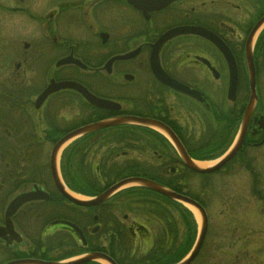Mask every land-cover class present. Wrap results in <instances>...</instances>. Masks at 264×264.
Instances as JSON below:
<instances>
[{
  "label": "flooded vegetation",
  "instance_id": "obj_1",
  "mask_svg": "<svg viewBox=\"0 0 264 264\" xmlns=\"http://www.w3.org/2000/svg\"><path fill=\"white\" fill-rule=\"evenodd\" d=\"M32 4L46 9L44 15L29 14L44 33L34 35L36 51L25 57L24 49L15 69L29 64L31 72L39 66L43 81L32 92L17 80L2 88L16 90L12 107L5 105L6 109L22 123L28 139H38L39 158L41 146H51L47 162H40L39 179L28 183L27 190L38 185L47 197L27 202L12 216L14 230L21 237L23 233L28 243L21 250L13 247L22 241L1 242L8 256L0 264L17 259L63 261L93 252L107 255L116 264H152L162 250H176L184 241V233L180 239L178 232L180 227L185 232L181 216L174 219L160 207L165 203L178 209L177 203L137 187L116 192L93 206L76 205L53 182L51 151L64 135L89 124L117 118L145 120L146 125L128 122L73 139L61 154L65 165L60 179L67 184L65 168L71 160L79 177L89 174L103 187L92 196L81 194L84 198L96 197L127 177L145 178L194 197L186 191L188 175L194 173L178 148L188 158L202 162L210 159L196 155L210 154L214 148V153L225 152L234 142L249 99L245 49L253 33L258 103L239 151L223 168L238 160L248 169L245 155L264 144V113L259 104L264 74V0H173L162 8H152L146 0H0V9L15 11L24 9L23 5L30 9ZM75 26L85 39L65 37L63 29ZM170 32L177 34L164 38L158 47L159 40ZM102 34L106 35L104 42ZM94 40V44L88 43ZM213 40L234 59L238 75L234 93L228 92V62ZM98 49L103 50L99 55ZM70 55L82 66H57ZM116 56L128 57L110 62ZM51 80L78 83L90 94L113 102L115 108L95 107L72 89L54 91L36 107L37 97ZM171 81L198 92L201 100L172 88ZM34 117L44 122L42 137L36 135ZM4 132L0 129V136ZM48 137L57 139L52 142ZM31 147L35 148L32 143ZM125 171L133 174L116 177ZM251 199L256 203L263 200Z\"/></svg>",
  "mask_w": 264,
  "mask_h": 264
},
{
  "label": "rangeland",
  "instance_id": "obj_2",
  "mask_svg": "<svg viewBox=\"0 0 264 264\" xmlns=\"http://www.w3.org/2000/svg\"><path fill=\"white\" fill-rule=\"evenodd\" d=\"M21 7L24 9L15 11L0 9V90H2V86L6 87L17 80L18 82L23 81L26 90L32 92L40 88L43 81L39 66L30 72L29 64L21 65L19 70L15 69V64L21 60L24 43L29 44L24 56H33L36 51L34 35L44 33L29 14L37 11L44 15L46 9L33 4L30 9H26L24 5ZM76 27L64 28L65 37L73 41L85 39L86 37L78 35L79 31ZM95 42V40L88 41L89 44ZM102 52V49H98V55ZM260 88L259 104L263 109L261 112L264 113V74L261 75ZM66 116L69 118L70 115L66 114ZM34 124L37 137H42L45 128L44 122L39 117H34ZM50 149L49 143L41 146L40 162H47ZM63 149L58 158L60 176L62 174L61 154ZM219 154H223V150ZM244 159L249 161L248 167L250 168L248 170L245 169L246 164L243 163V165L236 160L218 172L208 175H188V186L186 185L187 190H185L200 199L208 220L204 243L198 256L191 264H264V144L252 153H247ZM202 162L213 164L214 160ZM1 167L0 163V169ZM29 188L30 184L24 185L14 195L25 192ZM251 197L263 198V200L256 203L252 201ZM10 198L12 197L3 199L0 194V222ZM160 207L174 219H176L175 217L179 219L180 214L177 208L165 203ZM189 209L192 219L195 221L198 235L201 216L195 209L190 207ZM183 233L185 232L181 229L180 239L183 237ZM22 238V243L14 246L13 249H26L28 239L23 233ZM194 240L196 239L194 238ZM7 256L4 248L0 246V262Z\"/></svg>",
  "mask_w": 264,
  "mask_h": 264
},
{
  "label": "water",
  "instance_id": "obj_3",
  "mask_svg": "<svg viewBox=\"0 0 264 264\" xmlns=\"http://www.w3.org/2000/svg\"><path fill=\"white\" fill-rule=\"evenodd\" d=\"M142 1L143 0H139ZM173 0H146V2L152 7V8H162L166 4L172 2ZM258 27H256L257 29ZM254 29V30H256ZM198 32V31H196ZM177 34L176 32H170L168 34H165L163 38L159 40L158 47L161 46L163 43L164 38L171 37L172 35ZM103 37V42L106 40V35L102 34ZM252 38H253V33L251 34L249 40L247 41L246 49H245V59H246V64L248 67V84H249V100L246 105L240 128L238 131V134L236 136V139L232 146L227 150L226 153H224L221 157H219L216 162L208 167H200L197 165L196 161L188 158L184 150L181 148H178L179 153L184 156L186 165L194 172L200 173V174H209L212 172H215L222 168L224 165H226L238 152L240 149L247 128H248V122L250 119V116L256 106L258 96H257V90H256V82H255V73L253 69V60H252ZM213 42L218 45L228 62L229 66V88L228 92L229 93H234L236 90L237 86V81H238V75L236 71V66L233 57L231 56L230 52L226 49L221 47L220 43L216 40H213ZM25 48L28 47L27 44L24 45ZM128 56H116L113 57L110 62H112L115 59H123L127 58ZM109 62V63H110ZM74 63L76 65L82 66V64L78 61L73 59L72 55L67 56L60 61H58L57 66H62L66 64ZM108 63V64H109ZM155 74L158 75L157 71H155ZM172 88L183 92V93H188L190 96L194 97L197 100H201L200 94L194 90H189L183 85L177 83V82H169V84ZM60 89H72L77 92H79L88 103L91 105L102 108V109H114L115 104L111 101H108L103 98L96 97L92 94H90L86 88L81 86L78 83H75L73 81H62V82H54L53 80L50 81V84L45 88V90L37 97L36 99V107H38L45 99L46 97L57 90ZM117 107V106H116ZM128 122H133L136 124L140 125H146L148 122L145 120L137 119V118H117V119H109L105 121H99L93 124L86 125L82 128L73 130L66 135H64L61 139L58 140V142L54 145L51 154H50V172L51 176L53 179V182L59 191V193L66 198L68 201L80 205V206H93L95 204L101 203L105 201L109 196L114 194L115 192L128 187V186H140L144 187L146 189L152 190L172 201L182 203L186 206H189L193 209H195L199 215L201 216V226L198 232V235L196 237V240L188 252V254L181 259L179 262H176L174 264H191V262L196 258L198 255L202 244L205 239V235L207 232V216L206 213L203 209V207L194 199L189 198L187 196H184L182 194H178L156 182H153L151 180H147L145 178L141 177H128L125 179H122L112 185L109 189L98 195L97 197L93 199H79L72 194H70L67 190L65 185L62 183L60 176L58 174V169H57V156L58 153L60 152L61 148L68 143L69 141L75 139L76 137L87 134L89 132L101 130L107 127H113L117 125H122ZM176 144H178L177 139L173 138ZM47 197V194L42 190V188L38 185H33L30 191L20 193L17 196H15L7 205L5 212H4V225H0V242L5 241L6 245L10 244L12 241H15L17 243L21 242V237L18 233L14 231L13 224H12V216L16 213V211L25 203L30 202V201H35V200H43ZM68 226L75 228V226L71 225L70 223H65ZM78 231V230H77ZM103 261L106 264H116L110 257H108L105 254L102 253H89L84 256H80L78 258L72 259V260H67V261H44V260H39V259H17L13 261H9L4 264H84L86 262H92V261Z\"/></svg>",
  "mask_w": 264,
  "mask_h": 264
},
{
  "label": "trees",
  "instance_id": "obj_4",
  "mask_svg": "<svg viewBox=\"0 0 264 264\" xmlns=\"http://www.w3.org/2000/svg\"><path fill=\"white\" fill-rule=\"evenodd\" d=\"M15 95L16 90L12 88L3 87L2 90H0V129L3 132L6 131L0 136V163L2 164L0 169V194L3 199L4 197H11L20 187H22L23 184H28L33 182L35 179H39L38 176L42 172V165L39 158L40 149L38 148V139H28L25 136L26 133H24L20 127L22 123L15 121L13 116L10 114L11 112L6 109L7 107L5 105L12 107L11 104ZM26 124L27 123L25 122V127ZM9 131L11 133L10 136L7 134ZM48 138L51 139L52 142L57 139ZM30 142L33 146H35V148L33 147V149H31L32 147ZM215 150L216 148L212 149L211 152L213 153L210 152V154L205 153L196 155V157L202 159H214L220 156L219 152L214 153ZM71 163V160H69L65 168L66 181L71 190L88 196H92L103 190L100 183L96 179L92 178L91 175L82 173V176L79 177L76 168H74ZM249 168L250 167H248V169ZM90 171L91 170L88 172ZM129 174L133 173L125 171L122 175L116 177L122 178ZM108 185L109 183H107L106 186ZM175 191L179 192V190ZM176 205L178 206L181 219L185 224L184 241L183 243H180L176 250H162L161 257L157 259L155 258L152 264H172L179 261L185 256L193 243L196 235V227L195 221L192 219V214L180 205ZM181 210L184 211L185 216ZM178 232L180 233V228ZM23 256L25 255L22 254L21 257ZM135 263L136 261H134L133 264Z\"/></svg>",
  "mask_w": 264,
  "mask_h": 264
},
{
  "label": "bare ground",
  "instance_id": "obj_5",
  "mask_svg": "<svg viewBox=\"0 0 264 264\" xmlns=\"http://www.w3.org/2000/svg\"><path fill=\"white\" fill-rule=\"evenodd\" d=\"M196 163H197V165H199L200 167H207V166L211 165L210 163L205 164L204 162H196ZM66 190H67L70 194H72V195L78 197V196L75 195L73 192H71L67 187H66ZM103 263L106 264L105 262H103Z\"/></svg>",
  "mask_w": 264,
  "mask_h": 264
}]
</instances>
